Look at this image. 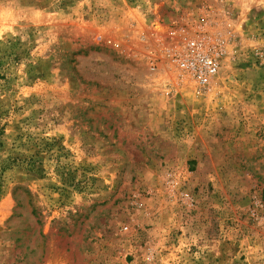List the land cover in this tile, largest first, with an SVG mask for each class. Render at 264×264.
Wrapping results in <instances>:
<instances>
[{
    "label": "rangeland",
    "instance_id": "1",
    "mask_svg": "<svg viewBox=\"0 0 264 264\" xmlns=\"http://www.w3.org/2000/svg\"><path fill=\"white\" fill-rule=\"evenodd\" d=\"M0 264H264V0H0Z\"/></svg>",
    "mask_w": 264,
    "mask_h": 264
},
{
    "label": "built area",
    "instance_id": "2",
    "mask_svg": "<svg viewBox=\"0 0 264 264\" xmlns=\"http://www.w3.org/2000/svg\"><path fill=\"white\" fill-rule=\"evenodd\" d=\"M172 61L180 81H186L198 92L216 77L220 54L216 46L208 41L191 40L173 51Z\"/></svg>",
    "mask_w": 264,
    "mask_h": 264
}]
</instances>
